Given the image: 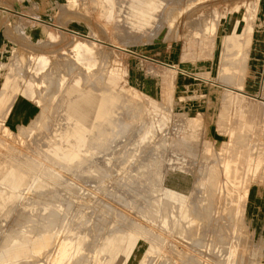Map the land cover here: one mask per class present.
<instances>
[{"label": "rangeland", "instance_id": "rangeland-1", "mask_svg": "<svg viewBox=\"0 0 264 264\" xmlns=\"http://www.w3.org/2000/svg\"><path fill=\"white\" fill-rule=\"evenodd\" d=\"M263 15L0 0V264H264Z\"/></svg>", "mask_w": 264, "mask_h": 264}, {"label": "crops", "instance_id": "crops-1", "mask_svg": "<svg viewBox=\"0 0 264 264\" xmlns=\"http://www.w3.org/2000/svg\"><path fill=\"white\" fill-rule=\"evenodd\" d=\"M12 22H15L14 17L13 18H11V17H8V18L0 17V36H1L2 32L6 30L5 25L12 24ZM1 42H2V44H1ZM4 46L6 47L7 45L0 38V47H4ZM146 77L147 76L143 72H140V71L138 72V71H135V70L133 72V80L135 82H137L138 84H140L141 86H143L144 88L148 87L146 85L151 82ZM0 84H1V81H0ZM149 90L152 91V86H149ZM31 109H32L31 105H24L23 103H20V105H18L16 107V109H14L13 112H15V114L18 115V116H25L26 114H29Z\"/></svg>", "mask_w": 264, "mask_h": 264}, {"label": "bare ground", "instance_id": "bare-ground-1", "mask_svg": "<svg viewBox=\"0 0 264 264\" xmlns=\"http://www.w3.org/2000/svg\"><path fill=\"white\" fill-rule=\"evenodd\" d=\"M247 13V12H246ZM264 16V15H263ZM251 20V19H250ZM254 20V19H253ZM250 25V24H249ZM249 31V30H248ZM234 34V33H233ZM234 35H236V34H234ZM239 34H237V36H238ZM228 36H230V34L228 35ZM240 36V35H239ZM237 40H239V39H237ZM230 42V41H229ZM234 44V43H233ZM238 44V42L236 43V45ZM239 45V44H238ZM236 48V47H235ZM238 48H240V47H238ZM237 48V49H238ZM244 65V64H243ZM8 74V73H7ZM9 77V76H8ZM0 78H1V76H0ZM10 78V77H9ZM2 79H4V83H7V81H5V79H8V78H5V77H2ZM9 80V79H8ZM61 80V79H60ZM20 86V85H19ZM263 90H264V88H263ZM230 92V91H229ZM233 92V91H232ZM230 94V93H229ZM75 96L74 97H80V96H82V95H79V96H77V93L76 94H74ZM231 95V94H230ZM240 96V95H239ZM244 97V96H243ZM70 99H73V98H70ZM108 100H109V98H107V97H105L104 95H103V97H102V107H103V110L105 109V105L107 104V103H109L108 102ZM111 104V103H110ZM99 105V104H98ZM11 106V105H10ZM264 108V107H263ZM109 109V108H108ZM111 109V108H110ZM70 110V109H69ZM97 110H98V108H97ZM72 111V110H71ZM113 111V110H112ZM73 113V112H72ZM81 112H79V114H80ZM113 113H115V112H113ZM75 114V113H74ZM78 114V113H77ZM82 114V113H81ZM106 114V113H105ZM77 116V115H76ZM79 116V115H78ZM74 117V116H73ZM83 117V116H82ZM85 117V116H84ZM113 117V116H112ZM78 118V117H77ZM86 119V118H85ZM110 118L109 117H107V119H106V122H109L108 120H109ZM113 119H114V117H113ZM110 121H112V120H110ZM92 123V122H91ZM6 125V124H5ZM87 125V124H86ZM104 123H100V126L99 127H101L100 129H99V134H101V132H103L104 131ZM89 127V126H88ZM10 130V129H9ZM6 133V132H5ZM8 134V133H7ZM9 135H10V133H9ZM238 156V155H237ZM230 159V158H229ZM228 159V160H229ZM237 160H238V158H237ZM237 160H235L234 162H236ZM82 164V163H81ZM236 164V163H235ZM228 165V164H227ZM232 165V164H231ZM235 166V165H234ZM7 167H9V166H7ZM232 167V166H231ZM230 167V168H231ZM228 168V167H227ZM229 168V169H230ZM7 170V169H6ZM231 170V169H230ZM3 172V171H2ZM6 172V171H5ZM20 177V176H19ZM238 177V176H237ZM224 183V182H223ZM4 189V188H3ZM1 190H2V187H1ZM6 191V190H5ZM248 192V191H247ZM208 208V207H207ZM232 208V207H231ZM205 210V209H204ZM55 215V214H54ZM52 216V215H51ZM50 216V217H51ZM54 217V216H53ZM52 218V217H51ZM230 218V217H229ZM231 224V223H230ZM129 225V224H128ZM53 248V247H52ZM200 262V261H199Z\"/></svg>", "mask_w": 264, "mask_h": 264}]
</instances>
